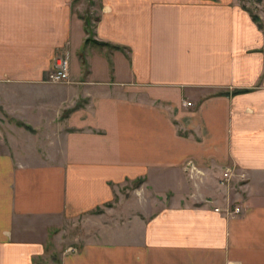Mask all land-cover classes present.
<instances>
[{
  "label": "crops",
  "instance_id": "crops-1",
  "mask_svg": "<svg viewBox=\"0 0 264 264\" xmlns=\"http://www.w3.org/2000/svg\"><path fill=\"white\" fill-rule=\"evenodd\" d=\"M84 3L0 0V264H264V28L240 0H98L110 48Z\"/></svg>",
  "mask_w": 264,
  "mask_h": 264
},
{
  "label": "built area",
  "instance_id": "built-area-1",
  "mask_svg": "<svg viewBox=\"0 0 264 264\" xmlns=\"http://www.w3.org/2000/svg\"><path fill=\"white\" fill-rule=\"evenodd\" d=\"M70 78V59L68 53L58 55L53 63L51 70L47 74L46 81L49 83H63L69 81ZM191 105V102L185 103ZM195 167H192L194 170ZM234 176L233 172L229 169L224 173V179H229ZM243 177V176H242ZM242 212L241 206H236L229 214L235 215Z\"/></svg>",
  "mask_w": 264,
  "mask_h": 264
},
{
  "label": "rangeland",
  "instance_id": "rangeland-1",
  "mask_svg": "<svg viewBox=\"0 0 264 264\" xmlns=\"http://www.w3.org/2000/svg\"><path fill=\"white\" fill-rule=\"evenodd\" d=\"M84 3V7H82V13L84 16L87 17H92L94 18V12H98V0H83ZM264 0H240V4L242 5L243 8H245L246 10H250L253 11L255 14H259V8H258V4H263ZM93 12V13H92ZM261 18V17H260ZM262 19V18H261ZM263 21V19H262ZM91 23L94 25V19H91ZM264 23V21H263ZM264 28V27H263ZM81 229L83 230V227L80 224H78L76 226V228L72 231V235L67 236L64 238V240H62V244H64L65 246H67L69 243L72 245H76L77 243L74 240V237L76 236V234H79V232L81 231ZM74 234V235H73ZM74 236V237H72ZM76 243V244H75ZM55 263V262H54ZM58 264V263H57Z\"/></svg>",
  "mask_w": 264,
  "mask_h": 264
},
{
  "label": "trees",
  "instance_id": "trees-1",
  "mask_svg": "<svg viewBox=\"0 0 264 264\" xmlns=\"http://www.w3.org/2000/svg\"><path fill=\"white\" fill-rule=\"evenodd\" d=\"M250 14L253 18V20L258 24V26L260 28H263L264 27V23L262 21V19L260 18V16L258 14H255L253 11H250ZM85 20V24H86V32L89 34V36L86 38L85 40V44H89V43H92V44H96V45H102V46H108L110 48H121L119 46H116V45H112V44H109V43H106V42H101V41H97L95 39H93V37H91V35L93 34V29H94V25L91 23V19H94V20H97L98 18L97 17H87V16H82ZM83 56V54H82ZM235 92H242V91H235ZM222 93H225V92H222ZM27 128L31 129L32 128L30 126H27Z\"/></svg>",
  "mask_w": 264,
  "mask_h": 264
}]
</instances>
